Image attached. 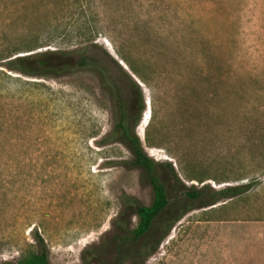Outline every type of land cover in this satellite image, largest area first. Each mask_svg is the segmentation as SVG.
<instances>
[{"label": "rangeland", "instance_id": "1", "mask_svg": "<svg viewBox=\"0 0 264 264\" xmlns=\"http://www.w3.org/2000/svg\"><path fill=\"white\" fill-rule=\"evenodd\" d=\"M45 49L92 53L114 91L90 68L31 75L9 63ZM121 107L162 163L170 209L183 210L189 186L254 184L187 211L139 253L137 218L119 195L149 204L152 192L125 163ZM260 220L264 0H0V264L35 251V230L50 264H264Z\"/></svg>", "mask_w": 264, "mask_h": 264}, {"label": "trees", "instance_id": "2", "mask_svg": "<svg viewBox=\"0 0 264 264\" xmlns=\"http://www.w3.org/2000/svg\"><path fill=\"white\" fill-rule=\"evenodd\" d=\"M70 52H76V59L65 60L64 57H67ZM33 57L36 58V62L33 64L25 65L21 62L24 59ZM122 59L135 71L128 60L124 57ZM223 59L225 60V58ZM223 59L222 65H224ZM9 63L12 68L31 75L42 74L47 70L71 73L78 69L90 68L100 76L101 82L104 85L106 84L111 92L114 91L115 87L112 83L113 78L105 64L100 62L92 53L87 52V50L74 49L65 52L64 50L45 49L37 54L16 55L10 59ZM138 89L140 94L139 112H141L145 104L141 89L139 87ZM128 119V111L126 108L121 107L114 129L119 133L120 141L126 145L131 153V158L125 163L127 166L136 167L140 170L139 181L148 184L152 192V199L149 204L141 203L135 196L126 192H122L119 195L123 206L130 207L137 218L135 226L129 230V233L134 238H142L138 249L139 253L144 255L151 254L174 223L187 211L198 207L210 206L221 200L238 196L247 192L254 184V180H250L226 185L218 189H213L208 184H202L199 187L189 186L184 191V195L187 198L185 200L186 204L183 205V210L176 212V208L170 209L166 186L157 173V167L162 165V163L154 160L145 152L140 137L136 134L134 126L128 123ZM164 166L173 174L176 180L180 181L171 162H165ZM198 179L202 181V178ZM187 199L190 202H195V204H188L190 202ZM161 225H164V228L159 236L155 237L153 231ZM33 238L36 243V250L22 256L19 264H50L48 248L44 238L36 230L33 232ZM83 264H91V262L83 261Z\"/></svg>", "mask_w": 264, "mask_h": 264}, {"label": "crops", "instance_id": "3", "mask_svg": "<svg viewBox=\"0 0 264 264\" xmlns=\"http://www.w3.org/2000/svg\"><path fill=\"white\" fill-rule=\"evenodd\" d=\"M256 220V218H251V219H248V220ZM243 221H246V220H243ZM260 222H263L264 223V220H260ZM242 227H244V226H242ZM247 228V227H246ZM245 235V238L247 237V234H244Z\"/></svg>", "mask_w": 264, "mask_h": 264}, {"label": "bare ground", "instance_id": "4", "mask_svg": "<svg viewBox=\"0 0 264 264\" xmlns=\"http://www.w3.org/2000/svg\"><path fill=\"white\" fill-rule=\"evenodd\" d=\"M121 61V60H120ZM122 62V61H121ZM124 65V64H123ZM125 66V65H124ZM148 103V102H147ZM147 116V115H146ZM144 118V117H143Z\"/></svg>", "mask_w": 264, "mask_h": 264}]
</instances>
